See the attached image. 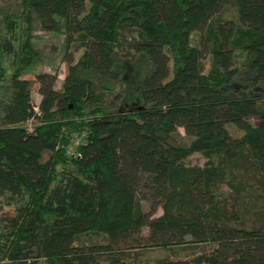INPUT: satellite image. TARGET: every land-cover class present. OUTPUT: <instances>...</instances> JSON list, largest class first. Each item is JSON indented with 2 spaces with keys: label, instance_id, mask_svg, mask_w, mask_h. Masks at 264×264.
I'll use <instances>...</instances> for the list:
<instances>
[{
  "label": "trees",
  "instance_id": "16d2710c",
  "mask_svg": "<svg viewBox=\"0 0 264 264\" xmlns=\"http://www.w3.org/2000/svg\"><path fill=\"white\" fill-rule=\"evenodd\" d=\"M2 14L0 264H141L140 250L193 245L144 264H264V0H20ZM36 21L83 50L60 90L37 75L38 113L22 79Z\"/></svg>",
  "mask_w": 264,
  "mask_h": 264
},
{
  "label": "rangeland",
  "instance_id": "374dc122",
  "mask_svg": "<svg viewBox=\"0 0 264 264\" xmlns=\"http://www.w3.org/2000/svg\"><path fill=\"white\" fill-rule=\"evenodd\" d=\"M20 0H0V33L3 30L2 22L3 12L17 14L19 10ZM35 28L33 35L35 36V48L39 53V60L37 63L29 70L27 73L22 76V79L29 80L31 82V100L34 106L40 103L41 96L39 94V83L36 81V77L41 73H48L52 76H56L57 80L55 83V89L60 90L62 88L63 81L66 77L69 59H73L75 61L76 58L79 57V54L83 52V50L74 48L72 44L68 46H64L66 44V37L64 34H55L49 33L45 31L39 22H35ZM20 33L18 35L20 36ZM196 35H194L195 37ZM5 67L7 72L10 74L12 72L11 68V60L7 59L5 61ZM205 70H208L211 66V58H205L204 60ZM134 76V71L131 72V77ZM9 87L7 84L0 81V127H2L1 117L4 115V106L9 102ZM36 121H32L28 124L29 128L34 127ZM181 133L185 135L183 129H180ZM77 137V136H75ZM77 139H74L72 144L68 147V155L74 158V155H70V151L75 150ZM50 156L49 153L45 154V159ZM205 163L204 157L200 154H194L186 160V164L188 165H198L202 166ZM227 190V188H225ZM143 206L145 210L148 209L149 204L147 202H143ZM162 210L159 209L157 216L162 215ZM8 216H13L14 213L10 210H7L6 213ZM0 216H3L0 214ZM1 222V221H0ZM143 234L147 236L148 229L145 228L143 230ZM81 243H101L104 242L105 239L102 235L97 234H88L81 237ZM204 246H185L174 248L173 250H165L163 248H146L140 250L138 253L134 254L135 259L139 263H153L163 259H182L190 256H194L197 252H201L204 250ZM36 264H44L42 260L36 262Z\"/></svg>",
  "mask_w": 264,
  "mask_h": 264
},
{
  "label": "built area",
  "instance_id": "2783aa9c",
  "mask_svg": "<svg viewBox=\"0 0 264 264\" xmlns=\"http://www.w3.org/2000/svg\"><path fill=\"white\" fill-rule=\"evenodd\" d=\"M34 110L38 113L39 112V108H38V104L36 105V106H34ZM32 121H34V120H31L30 122H32ZM29 128V127H28ZM30 130L32 129V128H29ZM33 130V129H32ZM31 130V131H32ZM78 138V141L76 142V146L77 147H79L80 146V144H81V142H82V140H83V136H77V137H75V139H77ZM76 147V148H77ZM76 148H75V150H72V151H70L69 153H70V155H74L75 157H77V155H79L77 152H76Z\"/></svg>",
  "mask_w": 264,
  "mask_h": 264
}]
</instances>
